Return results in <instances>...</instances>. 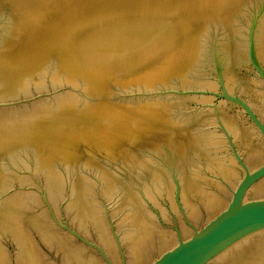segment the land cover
Segmentation results:
<instances>
[{"label": "water", "instance_id": "water-1", "mask_svg": "<svg viewBox=\"0 0 264 264\" xmlns=\"http://www.w3.org/2000/svg\"><path fill=\"white\" fill-rule=\"evenodd\" d=\"M0 264H264V0H0Z\"/></svg>", "mask_w": 264, "mask_h": 264}]
</instances>
